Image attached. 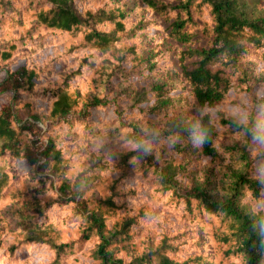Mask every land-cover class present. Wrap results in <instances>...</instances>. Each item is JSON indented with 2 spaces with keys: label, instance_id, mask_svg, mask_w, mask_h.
<instances>
[{
  "label": "trees",
  "instance_id": "1",
  "mask_svg": "<svg viewBox=\"0 0 264 264\" xmlns=\"http://www.w3.org/2000/svg\"><path fill=\"white\" fill-rule=\"evenodd\" d=\"M256 65L264 0H0V264H264Z\"/></svg>",
  "mask_w": 264,
  "mask_h": 264
},
{
  "label": "clouds",
  "instance_id": "2",
  "mask_svg": "<svg viewBox=\"0 0 264 264\" xmlns=\"http://www.w3.org/2000/svg\"><path fill=\"white\" fill-rule=\"evenodd\" d=\"M251 139H252L253 143H256L258 145H264V129L257 128L253 132ZM193 143L195 144L196 147H200L204 143V141L203 140H194ZM213 145H214V143H213ZM136 147H138V146L134 145V148H136ZM150 154H151L150 148H145L143 150V155L145 157L150 155ZM139 159L140 158L138 156H133V157H131L129 162L133 165H136L139 162ZM24 162L25 161H23V163ZM261 167H264V164H262ZM33 186H35V185H33Z\"/></svg>",
  "mask_w": 264,
  "mask_h": 264
},
{
  "label": "rangeland",
  "instance_id": "3",
  "mask_svg": "<svg viewBox=\"0 0 264 264\" xmlns=\"http://www.w3.org/2000/svg\"><path fill=\"white\" fill-rule=\"evenodd\" d=\"M256 71H257V75L258 77H262V79L264 80V66L259 67V65H256Z\"/></svg>",
  "mask_w": 264,
  "mask_h": 264
}]
</instances>
